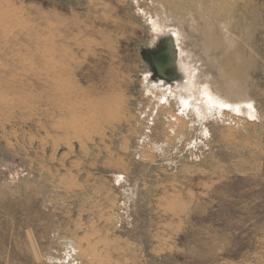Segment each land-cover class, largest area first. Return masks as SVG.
<instances>
[{"label":"rangeland","instance_id":"374dc122","mask_svg":"<svg viewBox=\"0 0 264 264\" xmlns=\"http://www.w3.org/2000/svg\"><path fill=\"white\" fill-rule=\"evenodd\" d=\"M0 264H264V0H0Z\"/></svg>","mask_w":264,"mask_h":264},{"label":"bare ground","instance_id":"6f19581e","mask_svg":"<svg viewBox=\"0 0 264 264\" xmlns=\"http://www.w3.org/2000/svg\"><path fill=\"white\" fill-rule=\"evenodd\" d=\"M9 14V12H7ZM15 13V12H14ZM11 14V13H10ZM13 14V13H12ZM7 16V14H6ZM5 16V17H6ZM9 17V16H8ZM19 17V16H18ZM182 18V17H181ZM180 18V19H181ZM9 19V18H8ZM15 21V20H14ZM157 24V23H156ZM161 25V24H160ZM163 26L165 29H166V32H168V34H171L172 37L174 38L173 40H169L167 42V47L168 50H167V57H169L170 59V63L171 65L175 62H178V64L175 65V70H176V73L175 74H172L171 73V76L169 75L168 76V81H160L159 83L158 82H154V85L157 87V88H160L162 89V86L161 84L163 85V82H167L169 83V81H171V79H175L176 76L179 75V72H180V75L184 72V77L183 79L184 80H188L190 84H193L195 86V91H194V97L191 101V99L189 98H185V97H181L182 101V106L185 105L186 107H188L189 105H193L195 106L197 109H201L202 108V105H203V102L206 101V102H211L212 105H215L218 109V107H234L233 104L229 103V102H226L225 99H221L219 97V95H217L216 93H214L213 91L209 90V88L206 86V84L204 83V81H200L198 80V73L192 71L190 68L186 67V65L184 64V61L183 59H185L182 54L187 52L186 50L188 49L189 50V44H188V41L185 40V29H184V26H171V25H161ZM198 26V25H197ZM203 27H205L203 25ZM199 29V28H198ZM214 29V28H213ZM212 29V30H213ZM197 31V30H196ZM198 32V31H197ZM211 32V31H210ZM188 34V33H187ZM195 34V33H194ZM205 34V33H204ZM205 36V35H204ZM208 36V35H207ZM191 39V38H190ZM199 40V39H198ZM193 43V42H192ZM196 44V43H195ZM208 44V40H207V43ZM200 46V45H199ZM201 48L204 49V45L201 46ZM211 48V47H210ZM209 49V48H208ZM189 53V52H188ZM169 54V55H168ZM190 54V53H189ZM188 56V55H187ZM198 66V65H196ZM195 67V66H194ZM181 69V70H180ZM179 72H178V71ZM52 72V71H51ZM180 75L178 77H180ZM201 79V78H200ZM199 82H198V81ZM196 94H199L198 97H201L202 100L200 98H198L196 96ZM162 97H165L166 98V95H163ZM184 103V104H183ZM236 108V107H234ZM233 109V108H231ZM236 109H239V106L238 108ZM251 111V110H249ZM252 113V112H251Z\"/></svg>","mask_w":264,"mask_h":264},{"label":"water","instance_id":"95a60500","mask_svg":"<svg viewBox=\"0 0 264 264\" xmlns=\"http://www.w3.org/2000/svg\"><path fill=\"white\" fill-rule=\"evenodd\" d=\"M154 57L156 59L155 65L157 67L156 75L160 78L168 79V76L166 75V71L168 67H170L171 63H170V59L167 57L166 50L164 48L158 50V53Z\"/></svg>","mask_w":264,"mask_h":264},{"label":"flooded vegetation","instance_id":"af4514ba","mask_svg":"<svg viewBox=\"0 0 264 264\" xmlns=\"http://www.w3.org/2000/svg\"><path fill=\"white\" fill-rule=\"evenodd\" d=\"M157 53H158V52H157ZM157 53H156V54H157ZM156 54H155V55H156ZM152 55L155 56L154 54H151L150 56H152Z\"/></svg>","mask_w":264,"mask_h":264}]
</instances>
